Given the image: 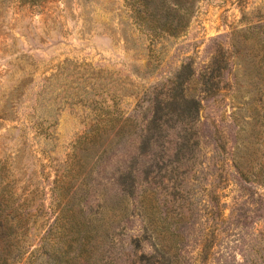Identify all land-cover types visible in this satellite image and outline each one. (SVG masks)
I'll list each match as a JSON object with an SVG mask.
<instances>
[{"label":"rangeland","instance_id":"rangeland-1","mask_svg":"<svg viewBox=\"0 0 264 264\" xmlns=\"http://www.w3.org/2000/svg\"><path fill=\"white\" fill-rule=\"evenodd\" d=\"M126 1L0 0V191L28 224L11 237L16 264L65 253L71 199L98 225L103 264L158 257L145 194L158 231L176 225L181 264H264V0H193L178 37L139 31ZM187 91L195 129L175 112ZM127 117L136 132L115 137ZM194 131L197 145L177 147ZM149 134L161 147L146 182Z\"/></svg>","mask_w":264,"mask_h":264},{"label":"trees","instance_id":"trees-1","mask_svg":"<svg viewBox=\"0 0 264 264\" xmlns=\"http://www.w3.org/2000/svg\"><path fill=\"white\" fill-rule=\"evenodd\" d=\"M32 3H37L40 0H29ZM126 7L129 13V17L135 27L146 35H168L172 37H178L182 35L189 26L191 17L195 11L194 1L189 0H127ZM233 48L239 49L237 41L233 42ZM230 60V56L227 57ZM190 98V105L186 104L184 107H180L177 112L182 116L185 125H188V129H195L198 123L197 114L200 108V102L195 98V95L187 91L184 98ZM155 115L151 123L154 127H162L164 120L161 119V105L158 99ZM122 118L111 117V120H115L117 123H121ZM130 118H125L122 125L118 128L115 137H121L123 135H131L136 132L135 123L130 124ZM169 128L173 126L166 124ZM130 124L132 127H129ZM134 126V128H133ZM152 126V127H153ZM187 130V129H186ZM197 132H192V136L178 134V140L176 142L177 147L183 148L192 145H197L196 135ZM159 135H150L143 141L144 147L148 148L143 150L146 155H149L151 164L143 170L146 172V177L143 179L146 182H150V179L154 178L153 173H156L155 168L160 157L159 148L161 143L159 142ZM170 142V141H169ZM155 145V149L152 146ZM240 166V164H239ZM238 164H235L237 170ZM130 180L133 182L135 178L133 174L140 170L136 164H132L130 167ZM245 180L248 179L242 176ZM247 181V180H246ZM259 182H264V178H258ZM6 187V188H5ZM0 191V264H16L18 256L21 255V249H12V235L17 232L18 228L28 226L27 223H23L22 219L15 221L18 217L21 205L17 203L15 195L9 190V184ZM8 194V197L5 195ZM138 199V205L144 212L147 221L145 227L151 231L155 251L158 253V257L147 258L143 256L139 261L136 259L133 264H181L179 258V235L176 232V225H172L168 221V216H165V220L168 221L167 231L162 233L158 231L156 225L160 222L158 212L160 211L157 200L151 205L146 204L147 194L140 195ZM77 201L71 199L61 208V216L67 219V229L71 233L70 239H68V248L65 253L60 256L56 255L54 261H49L50 264H56L57 262H64L65 264H76L81 256L85 258L88 264H103V255H99L102 244L97 239V232L99 231L98 225L89 217L83 215V209L80 202H78V208L75 206ZM71 204V205H70ZM129 204V201H128ZM127 207V205H126ZM24 224V225H23ZM26 224V225H25ZM175 224V223H174ZM155 225V228L154 226ZM107 233V232H106ZM107 236L109 233L106 234ZM260 253V251H258ZM96 253H98L96 256ZM103 254V253H102ZM262 257V253H260Z\"/></svg>","mask_w":264,"mask_h":264}]
</instances>
